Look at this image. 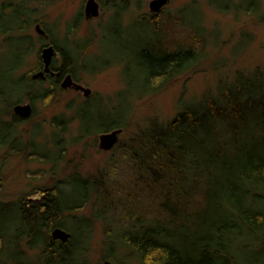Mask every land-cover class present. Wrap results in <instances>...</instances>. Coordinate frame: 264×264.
I'll return each mask as SVG.
<instances>
[{"label": "trees", "instance_id": "1", "mask_svg": "<svg viewBox=\"0 0 264 264\" xmlns=\"http://www.w3.org/2000/svg\"><path fill=\"white\" fill-rule=\"evenodd\" d=\"M46 2L0 0V37L8 48L7 61L0 59V149L8 153L29 149L28 154L38 155L34 137L42 126L32 123L37 102L64 92L61 81L66 74L80 80L79 71L90 68L83 51L94 37L73 45L67 34L62 46L38 16ZM125 2L120 5L126 7ZM184 11L180 16L190 26L193 22L186 21ZM75 17L69 30L82 19L81 12ZM140 22L149 27L151 36L144 45L126 47L132 60L124 68V74L130 75V95L121 93L107 114L100 105L96 110L90 106L98 97L82 102L77 110L82 134L124 129L133 94L139 98L154 94L167 82L194 71L200 62L203 46L187 43L166 49L157 25L147 16ZM38 23L49 35L48 40L39 36L41 46L52 44L61 55L60 64L52 59L57 74H46L45 79L33 78V72L44 66L42 48L36 47L29 33ZM192 26L201 34L202 29ZM121 27L119 19L105 30L120 40ZM34 47L38 49L35 68L21 72L27 63L19 69L20 65ZM26 100L32 114L20 117L14 107ZM52 123L57 131L53 133L59 135L69 122L60 116ZM22 125L31 126L32 138H27V128L20 129ZM57 137L53 152L47 154L60 160L65 154L64 136ZM113 150L123 152L138 183L147 184V192L159 191L160 210L150 214L133 209L130 199L120 196L124 188L119 189L121 184L108 171L94 175L72 171L15 202L3 203L13 208L8 218L0 214V264H98L89 256L97 221L104 225L102 258L112 262L129 257L141 264H264V68L237 72L198 101L179 100L172 118L166 122L151 118ZM37 193L38 198L31 196ZM89 206V214L79 213ZM56 227L70 236L53 237Z\"/></svg>", "mask_w": 264, "mask_h": 264}, {"label": "rangeland", "instance_id": "2", "mask_svg": "<svg viewBox=\"0 0 264 264\" xmlns=\"http://www.w3.org/2000/svg\"><path fill=\"white\" fill-rule=\"evenodd\" d=\"M87 1L47 0L46 4L40 7L38 16L44 19L62 46L67 34L73 45L87 37H94L83 51V56L87 59L86 64L90 68L79 71L80 80L73 77L77 82L89 87L92 92L87 97L81 90L67 88L53 100L37 102L32 123L39 122L42 126L40 133L34 137L38 155L28 154L29 149L12 152L13 154L4 148L0 149V214H6L7 218V213L12 212L13 204L9 208V205H3L4 202H15L20 195L38 190L53 179L65 178L72 171H80L85 175L108 171L110 175L113 174L116 182L121 184L119 189L124 188V193L120 196L126 201L129 198L135 207L133 209L150 214L157 213V210H160V196H156L159 191L156 189L147 192V184L138 183L130 163L122 155L123 152L113 149L119 141L129 140L130 136L151 118L161 122L168 121L175 115L179 100L198 101L205 92H215L218 83L231 81L237 72L247 74L257 68H264V0H168L158 12L151 9L152 0H127L126 7L120 5L123 2L121 0H115L118 6L112 5L111 0H97L100 5L99 16L86 19ZM117 8L120 14L116 16ZM182 11L186 21L192 20L194 27L202 29L201 34L192 30L193 26L182 20ZM79 12L82 19L69 30L68 25ZM143 16H147L151 23L157 25L162 35V45L165 44L166 49L189 43L198 45L199 48L203 46V56L194 71L167 82L158 92L141 98L133 94L129 99L128 124L122 129L114 147L105 150L99 145L100 132L89 135L81 133L78 106L90 97H98L90 106L96 110L100 105L102 113L107 114L108 109L119 102L121 93L123 96L130 95L127 90L130 75L124 74V68L128 67L132 60L125 50L126 47L134 48L136 44H146L151 36L149 27L143 22L138 23V19ZM119 19L123 32L120 40L105 30L110 24L119 22ZM40 25L45 29L44 24ZM29 33L38 48L42 45L39 36H44L47 40L49 38L47 33L40 34L36 25L30 28ZM108 40L111 43H108ZM36 47L28 56V61L24 58L19 69L27 64L21 72L35 68L38 51ZM44 47L41 46L42 49ZM55 50L54 58L60 64V52L56 47ZM7 56L8 48L4 37H0V59L6 58L7 61ZM104 62H108V65L102 66ZM94 67L97 68L92 69ZM40 70L36 69L33 73ZM26 102L29 101L24 103ZM60 116L67 118L69 123L63 134H59L64 136L65 154L60 160H56L49 157L47 152L54 150L53 138L59 135L53 133L57 131L52 122L55 117ZM26 128L27 138H32L31 126L22 125L20 129L24 131ZM96 128L97 126L93 127ZM31 196L38 198L40 195L37 193L35 197ZM90 210L91 206L79 213L89 214ZM105 245L104 225L97 221L89 252L93 262L107 264L106 261H110L102 258ZM110 262L141 264L137 259L129 257Z\"/></svg>", "mask_w": 264, "mask_h": 264}, {"label": "water", "instance_id": "3", "mask_svg": "<svg viewBox=\"0 0 264 264\" xmlns=\"http://www.w3.org/2000/svg\"><path fill=\"white\" fill-rule=\"evenodd\" d=\"M168 0H152L150 2V7L153 11H160L161 7L167 3ZM100 5L97 0H88L86 3L85 7V16L86 18H94L99 16ZM36 29L40 34H45L46 31L41 27V25L38 23L36 24ZM56 53L55 47L52 44L46 45L42 49V58H43V69L34 73L33 78H46V74H51L55 75L57 72H55L52 69V59ZM61 86L65 89L67 88H73L75 90H81L84 92L85 96H89L92 92V90L89 87L84 86L80 82H77L71 73L66 74L62 81H61ZM14 111L17 115L20 117H29L32 114L33 108L30 102L26 103H19L15 105ZM122 128H115L110 131L102 132L99 135L100 139V147L109 150L114 147V145L118 142L119 140V134L121 133ZM52 235L55 238H61L62 240L67 239L70 236V233L67 232L66 230L56 227L52 231ZM107 264H112L110 261H106Z\"/></svg>", "mask_w": 264, "mask_h": 264}, {"label": "flooded vegetation", "instance_id": "4", "mask_svg": "<svg viewBox=\"0 0 264 264\" xmlns=\"http://www.w3.org/2000/svg\"><path fill=\"white\" fill-rule=\"evenodd\" d=\"M121 1H124V0H121ZM127 1V0H126ZM86 17V16H85ZM95 18V17H94ZM86 19H88V18H86ZM89 19H91V18H89Z\"/></svg>", "mask_w": 264, "mask_h": 264}]
</instances>
